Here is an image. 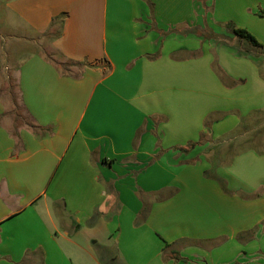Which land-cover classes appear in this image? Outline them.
<instances>
[{
	"label": "crops",
	"instance_id": "crops-1",
	"mask_svg": "<svg viewBox=\"0 0 264 264\" xmlns=\"http://www.w3.org/2000/svg\"><path fill=\"white\" fill-rule=\"evenodd\" d=\"M5 9L12 41L42 38L84 66L20 57L30 119L19 131L0 121V264H264V154L223 155L240 121L223 113H264V48L204 43L233 22L264 46V0Z\"/></svg>",
	"mask_w": 264,
	"mask_h": 264
},
{
	"label": "rangeland",
	"instance_id": "rangeland-1",
	"mask_svg": "<svg viewBox=\"0 0 264 264\" xmlns=\"http://www.w3.org/2000/svg\"><path fill=\"white\" fill-rule=\"evenodd\" d=\"M6 2L7 0H0V100L5 104V113L3 114L2 120L0 121L12 131H19V128L21 126L27 125L30 119L21 103L17 84L20 57L24 55V52L29 51H38L57 60H60V57L52 54L49 51L48 42L42 38H36L33 36L34 38L31 40L32 43L11 40L10 36L8 35L10 34V31L5 29L6 24H4V22H6ZM260 11H264V9H260ZM228 23L236 25L233 22ZM223 28L225 29L214 26V31L219 34L218 39L217 41L205 39V48L209 49L215 44H226L247 53V51L250 49L249 43L239 38H235L237 39L235 40L233 38V34L228 31L227 27L224 26ZM210 29L213 30L212 27L208 26V29H205V31H208V34L204 33L206 37L204 34L202 36L205 38H207V36H211L212 31ZM258 56L264 59V55L260 54ZM68 67L71 72H76L81 69V66L79 65H69ZM223 114L227 117H230L231 119H240L234 132H232V136H235L238 139L227 146L228 148L223 151L224 156H229L228 154H231L233 158H236L241 152L250 150L253 137H256L259 134L261 135V139L264 141V113L262 115H254L250 121L249 117L251 116V113H248V115L243 117L241 114L232 111ZM248 127H255V129L243 135ZM240 238L242 237H238V239ZM262 243L264 244V238ZM227 258L229 257L226 255L225 259Z\"/></svg>",
	"mask_w": 264,
	"mask_h": 264
},
{
	"label": "trees",
	"instance_id": "trees-1",
	"mask_svg": "<svg viewBox=\"0 0 264 264\" xmlns=\"http://www.w3.org/2000/svg\"><path fill=\"white\" fill-rule=\"evenodd\" d=\"M260 17L264 18V11H260L259 13ZM62 26V17H58L53 21V25L52 27L54 28V33L53 35H58L60 33V28ZM227 29L233 33L235 36H237L238 38L245 40L246 42H248L249 44H251L253 47L255 48H264L263 45H261L258 40L256 39V37L251 34L247 29L244 28H238L236 27V25L232 24V23H228L226 25ZM206 34V33H205ZM204 34V35H205ZM206 37V35H205ZM48 56V55H47ZM48 58L52 61V63L57 67V69L61 70V71H67L69 72L70 70L68 69L69 65H79L81 66V68L84 66V63H71V62H62L61 60H57L54 59L50 56H48ZM259 115H261V113H258ZM248 132V128L245 130L244 134ZM251 143L253 144L252 147L259 153V154H264V141L263 139H261V135H257L256 137H253V140L251 141ZM190 146H195L194 144L190 145ZM184 150V149H181ZM210 176L209 173H207V176ZM214 177L219 180L221 182V184L224 185V182L222 179H220L219 177L215 176ZM171 248V245H169L168 243H166L165 248H164V252L167 251V249ZM173 254H175L174 252H172ZM175 259H177V257H173Z\"/></svg>",
	"mask_w": 264,
	"mask_h": 264
}]
</instances>
